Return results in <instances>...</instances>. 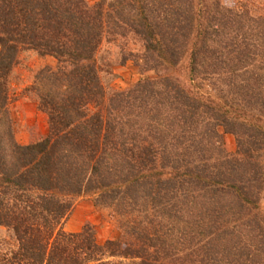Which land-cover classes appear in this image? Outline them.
Returning <instances> with one entry per match:
<instances>
[{
	"label": "trees",
	"instance_id": "16d2710c",
	"mask_svg": "<svg viewBox=\"0 0 264 264\" xmlns=\"http://www.w3.org/2000/svg\"><path fill=\"white\" fill-rule=\"evenodd\" d=\"M104 42L137 64L130 89L105 91ZM23 51L56 61L30 89L48 133L29 145L8 112ZM82 197L116 216L117 239L64 231ZM263 203V16L221 0H0V264H264Z\"/></svg>",
	"mask_w": 264,
	"mask_h": 264
},
{
	"label": "rangeland",
	"instance_id": "374dc122",
	"mask_svg": "<svg viewBox=\"0 0 264 264\" xmlns=\"http://www.w3.org/2000/svg\"><path fill=\"white\" fill-rule=\"evenodd\" d=\"M89 6L98 0H86ZM224 5L235 6L238 2L245 3L249 13L255 17H264V0H221ZM134 47L133 45L130 48ZM119 48L115 42H104L99 52V63L111 65V74L101 73V81L107 93L122 92L133 87L141 78L137 64L128 61L120 64L118 56ZM56 67V61L52 57H39L32 51H23L18 55L10 78L8 112L12 121L15 141L20 145L35 143L48 133L47 117L37 107L30 89L35 77L42 69ZM104 70L106 68L104 67ZM186 67H183L181 76H185ZM147 75H152L148 73ZM102 111L105 113V106ZM226 150L229 153L235 150V140L231 135L223 137ZM264 208V203H263ZM91 224L96 230L99 243L106 240L117 239L121 230L116 216L112 212L95 207L93 200L82 197L75 201L71 213L64 223V231L67 233L80 232L85 224ZM7 233L0 228V241L6 239Z\"/></svg>",
	"mask_w": 264,
	"mask_h": 264
}]
</instances>
